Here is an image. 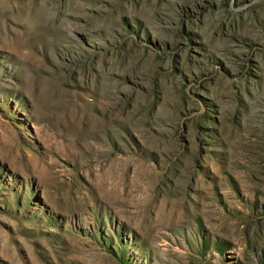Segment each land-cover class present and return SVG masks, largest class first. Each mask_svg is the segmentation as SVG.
Instances as JSON below:
<instances>
[{
  "label": "rangeland",
  "instance_id": "obj_1",
  "mask_svg": "<svg viewBox=\"0 0 264 264\" xmlns=\"http://www.w3.org/2000/svg\"><path fill=\"white\" fill-rule=\"evenodd\" d=\"M0 264H264V0H0Z\"/></svg>",
  "mask_w": 264,
  "mask_h": 264
}]
</instances>
